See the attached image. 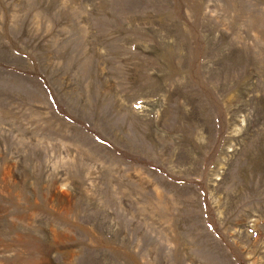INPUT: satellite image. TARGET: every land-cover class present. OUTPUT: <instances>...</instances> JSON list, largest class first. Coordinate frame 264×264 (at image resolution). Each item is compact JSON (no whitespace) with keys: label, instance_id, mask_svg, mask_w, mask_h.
Returning a JSON list of instances; mask_svg holds the SVG:
<instances>
[{"label":"rangeland","instance_id":"374dc122","mask_svg":"<svg viewBox=\"0 0 264 264\" xmlns=\"http://www.w3.org/2000/svg\"><path fill=\"white\" fill-rule=\"evenodd\" d=\"M0 264H264V0H0Z\"/></svg>","mask_w":264,"mask_h":264}]
</instances>
